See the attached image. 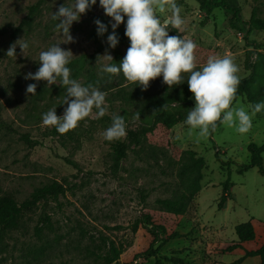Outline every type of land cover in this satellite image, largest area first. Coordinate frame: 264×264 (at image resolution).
Returning a JSON list of instances; mask_svg holds the SVG:
<instances>
[{"label":"rangeland","instance_id":"obj_1","mask_svg":"<svg viewBox=\"0 0 264 264\" xmlns=\"http://www.w3.org/2000/svg\"><path fill=\"white\" fill-rule=\"evenodd\" d=\"M224 1L239 10L242 21L249 20L252 13L264 20V0ZM36 3L39 7L31 24L23 26L28 7ZM72 3L73 0H0V193L10 195L20 204L35 189L52 182L65 190L56 199L41 201L25 212L17 229L0 233V264H92L90 252L103 250L108 242L121 251L117 264H155V259L161 264H235L243 251L227 252L226 248L236 241L234 227L245 222L251 223L255 236L243 248L256 250L264 241V175L256 168L243 174L237 170L248 162L249 143L264 144V111L252 118V127L246 134L218 123L216 131L204 138L182 122L171 129L156 125L138 145L127 138L107 141L103 132L111 125L112 114L124 118L127 131H137L150 121V116L148 112H139L136 98L160 94L168 87L158 77L143 91L122 73L111 75L101 71L106 61L97 57L108 51L118 66L129 40L125 38L116 47L120 57L116 58L114 49L106 43L111 20L104 15L99 0L78 23L72 24L70 34L75 42L61 47L74 55L67 65L71 78L83 86L92 84L104 91L108 112L100 118L90 115L67 132L69 137L53 134V127L43 125L42 116L50 109L56 108V114L63 115L66 89L60 79L49 87L44 81L24 77L38 70L41 51L63 43L54 31L58 21L51 16L61 5ZM176 3L181 6L184 25L181 30L170 27L169 35L196 43L197 70L211 56H229L239 66L242 79L249 74L245 67L248 51H253L251 62L258 60V55L264 60V32H247L242 24L239 30L231 29L230 11L214 9L206 15L193 0ZM170 15V11L157 9L162 21ZM95 20L108 26L103 36L97 35ZM116 31L124 33V24ZM21 38L29 45L27 52L23 55L17 47L16 58L7 57L10 45ZM32 83L37 85L36 95L26 94L27 85ZM179 87L170 90L176 92ZM254 100L264 102V88L258 90ZM190 101L191 107H176L173 111L187 117L194 107L192 94ZM235 104L247 109L251 103L242 96ZM22 136L36 144L30 146ZM115 142L126 145L125 157L116 170L111 166V146ZM214 148L229 163L230 170L231 198L220 210L217 204L226 173L214 159ZM186 151L202 157L205 165L200 170V191L189 201L186 212L175 216L165 212L156 201L174 199L182 192L185 179L180 169L186 161ZM151 225L162 227L166 235L175 233L178 237L160 247V241L152 244ZM150 245L156 249L154 257L136 258ZM238 264H259V260L245 258Z\"/></svg>","mask_w":264,"mask_h":264},{"label":"clouds","instance_id":"obj_2","mask_svg":"<svg viewBox=\"0 0 264 264\" xmlns=\"http://www.w3.org/2000/svg\"><path fill=\"white\" fill-rule=\"evenodd\" d=\"M96 3L97 0H73L71 5L63 4L52 13V20L58 21L54 31L62 37L63 43L53 44L41 51L38 70L24 77L26 80L44 81L49 87L60 79L66 89L63 115L58 116L56 108H52L43 114L42 123L54 127L61 134L76 129L90 115L100 118L108 112L104 91L92 84L83 86L71 78V70L67 65L74 55L70 49L61 47L62 44L75 42L70 34L72 24L78 23L81 16ZM99 6L111 20V34L106 40L108 47H117L119 37L116 30L122 23L124 35L129 40V47L118 66L108 51L97 57V60L106 61L101 68L103 73H122L128 82L138 85L143 91L158 77H162L163 84L169 89L186 81L194 98V107L189 110L185 123L190 131L198 130L200 137L210 136L216 131L218 123L235 128L240 134L250 131L252 118L264 111V102L248 105L250 112L242 104H235L240 69L229 56H211L197 70L196 43L179 35H169L170 27L181 30L184 25L182 9L176 0H99ZM157 9L160 12L170 11L171 15L162 21L157 16ZM94 23L97 35L103 36L108 26L100 20ZM17 47L24 55L29 45L22 38L18 39L10 45L6 56L16 58ZM36 87L35 83L27 85L26 94L36 95ZM136 118L139 119V113ZM126 129L124 118L112 114L111 125L103 132V136L109 142L120 140L126 138Z\"/></svg>","mask_w":264,"mask_h":264},{"label":"trees","instance_id":"obj_3","mask_svg":"<svg viewBox=\"0 0 264 264\" xmlns=\"http://www.w3.org/2000/svg\"><path fill=\"white\" fill-rule=\"evenodd\" d=\"M200 11L209 15L214 9H223L230 11L232 18L230 22V28L239 30V25L242 24L247 27V32L251 30L264 32V20H259L252 13L249 20L242 21L239 17V10L230 7L224 0H193ZM39 7V3L28 7L27 14L22 21L23 26H29L32 22L33 16L36 14ZM119 44L125 41L124 33H118ZM117 45V46H118ZM106 47V46H105ZM108 47V45H107ZM116 58H120L116 48L114 49ZM253 52V51H252ZM251 51H248L247 59L245 62L246 70L249 71L247 77L240 79L238 91L236 94V100L244 96L251 105L256 102L255 95L260 88H264V60L261 55H258V60L254 63L251 62ZM191 93L188 90L187 82L180 85L178 91H172L166 87L160 94H154L151 96L137 97L136 101L140 104L139 112L144 115L145 112L149 113L150 121L141 125L137 131H127L126 138L133 144H141L147 134H150L156 125H161L165 129H171L175 125L185 122L186 116L180 112L174 110L176 107H191L190 101ZM53 134L58 132L53 127ZM61 134V133H58ZM69 137V134L63 133ZM24 142L29 143L30 146L36 144L31 142L26 136L21 137ZM112 168L114 170L119 168L120 162L125 157L126 145L123 142H115L112 146ZM248 153V162L238 166L237 173L243 174L251 168H256L258 173L264 175V167L262 165V153L264 152V144L257 145L255 143H249L246 147ZM214 159L219 165V169L226 173V178L221 183V195L217 204V208L223 209L224 204L231 198L229 193L230 181H229V163L224 162L219 151L214 148ZM185 162L180 169V174L185 179L182 192L174 199H161L156 203L167 213L175 216L183 215L188 207L189 201L200 191L199 181L201 178L200 170L204 167L205 163L202 157H197L193 151H186ZM62 185L52 182L49 185L42 186L35 189L30 196L22 203L18 204L10 195L0 193V233L4 234L9 231H13L19 227L22 216L25 212L35 208V206L47 199H56L58 195L64 193ZM48 218L45 217V222H48ZM234 233L236 241L226 248L227 252L234 250H242L243 256L238 259L235 264L240 263L245 258H258L259 264H264V241L254 251H245L243 244L254 240V230L250 222L238 224L234 227ZM149 235L152 237V244L155 241H160L159 247L166 243L170 239L177 238V234L171 233L166 235L162 227L151 225L149 229ZM90 254L93 257L92 264H117L121 251L117 248L113 242H108L104 249L97 248V251H91ZM156 255V249L154 250L152 245L148 247L146 251L136 256L147 259ZM155 264H161L159 259H155Z\"/></svg>","mask_w":264,"mask_h":264}]
</instances>
